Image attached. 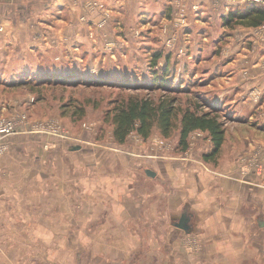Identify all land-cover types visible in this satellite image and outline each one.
Returning <instances> with one entry per match:
<instances>
[{"label":"rangeland","instance_id":"1","mask_svg":"<svg viewBox=\"0 0 264 264\" xmlns=\"http://www.w3.org/2000/svg\"><path fill=\"white\" fill-rule=\"evenodd\" d=\"M216 2L212 0L218 6ZM253 3L264 6V0H243L222 10L228 14L233 7ZM110 4L115 7V2L98 0L85 7L99 12L100 33L87 32L73 19L60 33L47 35H30L29 29L9 35L1 26L0 114L13 122L14 130L0 142V264H77V233L92 230V225L79 223L82 208L76 192L81 193L82 177L77 172L93 171L95 155L117 156V169L122 170L124 156L161 157L184 151L179 145V121L168 137L155 127L148 138L133 132L124 144L116 142L107 116L113 100L128 95H175L177 106L195 108L194 103L201 101L204 111L218 103L214 109L224 127L231 138L247 137L250 154L257 137L253 139L249 126L264 129V116L258 117L263 108L242 124L225 106L224 97L220 100L213 92L219 87L214 79L219 78L220 68L214 69L212 61L234 55L229 46L216 43L226 33L221 17L211 15L219 13L217 7L204 12L205 0H148L147 10L138 6L140 2H131L118 3L111 11ZM168 6L174 12L167 13ZM79 9L78 3L70 5L73 15ZM114 10L126 16L115 17ZM79 16L86 18L83 6ZM174 16L178 18L173 22ZM258 27L262 30L257 33L262 34L264 22ZM162 75L174 91L153 89L152 81ZM193 131L185 149L188 153L180 157H191L194 148H200L199 161H204L208 132ZM259 136L264 139L263 133ZM72 145L81 148L72 150ZM259 159L248 160L247 165L264 172V161ZM184 243L191 250L201 247L195 239L185 238ZM88 244L91 249L92 243Z\"/></svg>","mask_w":264,"mask_h":264},{"label":"crops","instance_id":"2","mask_svg":"<svg viewBox=\"0 0 264 264\" xmlns=\"http://www.w3.org/2000/svg\"><path fill=\"white\" fill-rule=\"evenodd\" d=\"M91 1L96 0H0V26L9 35L12 31L22 34L26 29L30 35H47L60 33L73 19L94 33L100 28V15L86 10ZM98 1L115 2V7L118 3L126 6L140 2L138 6L144 10L148 3ZM216 1L218 6L205 0L204 12L217 7L219 13L211 15L221 17L222 22V15L226 14L222 9L243 0ZM72 3L80 7L74 15L70 11ZM81 5L85 19L79 16ZM169 11L174 9L168 6ZM113 14L119 18L123 13L114 10ZM177 18L174 16L172 21ZM194 24L198 22H191ZM221 24L226 33L216 43L229 46L234 55L224 61H212L214 69L220 68L219 78L214 79L219 87L213 92L220 100L224 97L225 106L244 124L249 115L264 109V31L257 33L258 26ZM175 30L179 33L180 29ZM217 104L210 105L218 108ZM250 127L253 139L257 137L251 154L247 137L231 138L225 128L220 156L214 165L204 158L199 161L200 148H194L192 156L184 158L180 154H187L188 150L161 157L124 156L122 170L117 169V156L95 155L93 171L77 172V177H82L78 182L81 193L76 192L78 207L82 208L78 222L81 226L92 225L91 234L86 228L77 233V264H264V172L246 162L258 158L264 161V139L259 136L264 129ZM147 168L155 174H148ZM68 205L64 203L66 208ZM185 217L188 229L177 225ZM185 238L198 241L200 249H188ZM88 242L92 243V250Z\"/></svg>","mask_w":264,"mask_h":264},{"label":"trees","instance_id":"3","mask_svg":"<svg viewBox=\"0 0 264 264\" xmlns=\"http://www.w3.org/2000/svg\"><path fill=\"white\" fill-rule=\"evenodd\" d=\"M222 22L227 26L244 24L259 26L264 22V6L259 4H245L244 6L233 7L228 14L222 15ZM158 57L160 53L156 54ZM157 61H154L156 64ZM164 69V74H167ZM156 78V76L154 77ZM153 89H166L174 91L168 84L167 78L162 75L160 80L154 79ZM107 116L113 125V138L116 142L123 144L133 132L143 138H148L155 127L165 137L171 135L178 123L179 145L185 150L188 147V136L195 129L208 132L209 150L203 154V158L217 164V158L224 142L225 127L224 121L213 107L208 110H200L201 101H196L195 108L190 106H177L175 95H161L158 98L150 94L128 95L124 98H117L112 101ZM81 112L84 109L80 107Z\"/></svg>","mask_w":264,"mask_h":264},{"label":"built area","instance_id":"4","mask_svg":"<svg viewBox=\"0 0 264 264\" xmlns=\"http://www.w3.org/2000/svg\"><path fill=\"white\" fill-rule=\"evenodd\" d=\"M256 1H260V0H256ZM0 30H1V26H0ZM254 115L251 116V118H254ZM263 116H264V113L262 111H260L258 114V117L262 118ZM13 130H14L13 122L11 120H9L8 118L4 117L2 114H0V142H2V140L9 133H11ZM199 131L203 132L201 129H195L193 132L199 133ZM161 144H162V146H166V144H164V145H163V143H161Z\"/></svg>","mask_w":264,"mask_h":264},{"label":"water","instance_id":"5","mask_svg":"<svg viewBox=\"0 0 264 264\" xmlns=\"http://www.w3.org/2000/svg\"><path fill=\"white\" fill-rule=\"evenodd\" d=\"M81 148V145H72L71 146V149L72 150H78V149H80ZM146 172L148 173V174H150V175H154L155 174V172L152 170V169H150V168H147L146 169ZM187 221H188V218H183V219H181L178 223H177V225L178 226H180V227H182V228H184V229H188V223H187Z\"/></svg>","mask_w":264,"mask_h":264}]
</instances>
